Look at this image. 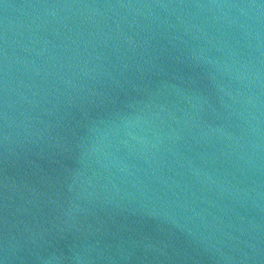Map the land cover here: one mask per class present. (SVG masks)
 Segmentation results:
<instances>
[{"label": "water", "instance_id": "95a60500", "mask_svg": "<svg viewBox=\"0 0 264 264\" xmlns=\"http://www.w3.org/2000/svg\"><path fill=\"white\" fill-rule=\"evenodd\" d=\"M0 264H264V0H0Z\"/></svg>", "mask_w": 264, "mask_h": 264}, {"label": "clouds", "instance_id": "9594fccd", "mask_svg": "<svg viewBox=\"0 0 264 264\" xmlns=\"http://www.w3.org/2000/svg\"><path fill=\"white\" fill-rule=\"evenodd\" d=\"M5 251L7 252V249H5Z\"/></svg>", "mask_w": 264, "mask_h": 264}]
</instances>
